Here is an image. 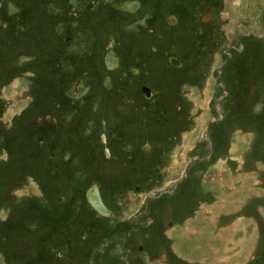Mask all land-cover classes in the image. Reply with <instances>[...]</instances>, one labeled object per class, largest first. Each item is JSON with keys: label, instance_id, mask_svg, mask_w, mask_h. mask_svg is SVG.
Returning a JSON list of instances; mask_svg holds the SVG:
<instances>
[{"label": "rangeland", "instance_id": "obj_1", "mask_svg": "<svg viewBox=\"0 0 264 264\" xmlns=\"http://www.w3.org/2000/svg\"><path fill=\"white\" fill-rule=\"evenodd\" d=\"M189 219L212 234L173 250ZM205 239L264 264V0H0V264H208Z\"/></svg>", "mask_w": 264, "mask_h": 264}, {"label": "crops", "instance_id": "obj_2", "mask_svg": "<svg viewBox=\"0 0 264 264\" xmlns=\"http://www.w3.org/2000/svg\"><path fill=\"white\" fill-rule=\"evenodd\" d=\"M250 196V195H249ZM247 197V193L245 192H240V194H236L235 198L237 201H241L243 198ZM214 208L216 209H228L230 208L227 204L225 203H222L221 205H216ZM191 221V222H190ZM213 219H207V221L205 222V224L208 222L210 225H213L212 223ZM204 224V223H203ZM203 224L201 223V221L199 222H194L192 219H189V221H185L184 223H182L179 228H176L173 233H172V240H171V247L173 250H175L177 248V246L174 244L176 242V244L178 245L179 248H181L182 250L185 249V247H187V245L185 243L182 244V246H180V244L182 243V237H186L188 236V238L186 237L187 240L191 239V240H195L194 238H197L196 240V244L199 245V241H198V238L199 236L197 235H200L198 234L199 232H201V227L203 229ZM184 225V226H183ZM173 226V225H172ZM183 227V228H182ZM172 231V230H171ZM256 230H253V232H255ZM210 230L209 231H206V229H203V234L201 236H205L206 234H209ZM211 233V232H210ZM212 234V233H211ZM168 235L170 236V233H168ZM190 237V238H189ZM176 241H175V240ZM214 239H216V236H214ZM212 239H205L203 241L204 243V248H201V249H198L197 247H193L194 250L198 251V258L200 257V254H203L202 256V259H201V262L203 263L205 260H208V264H216V263H222V258H218V256L215 255L214 253V245L212 244L213 242L210 241ZM175 241V242H174ZM207 241H210L207 242ZM186 242V241H185ZM241 243V241H240ZM194 244V243H193ZM226 249V248H225ZM204 257V258H203ZM208 258V259H207ZM227 259V258H226ZM216 260L218 262H216ZM198 264H200L199 261H197ZM194 263V262H193ZM196 263V262H195ZM194 263V264H195Z\"/></svg>", "mask_w": 264, "mask_h": 264}, {"label": "bare ground", "instance_id": "obj_3", "mask_svg": "<svg viewBox=\"0 0 264 264\" xmlns=\"http://www.w3.org/2000/svg\"><path fill=\"white\" fill-rule=\"evenodd\" d=\"M174 58V59H173ZM177 58L173 57V56H170L169 57V61L171 63V65H173L174 67H179V65H181V61L180 62H177L176 60ZM147 148V147H145ZM96 188L95 187H92L91 190L88 191V194H87V198H88V201L91 205V207L99 212V214H106L104 213L105 211V206L104 204L101 202L99 196L97 195V192H96Z\"/></svg>", "mask_w": 264, "mask_h": 264}, {"label": "flooded vegetation", "instance_id": "obj_4", "mask_svg": "<svg viewBox=\"0 0 264 264\" xmlns=\"http://www.w3.org/2000/svg\"><path fill=\"white\" fill-rule=\"evenodd\" d=\"M102 137H103V136H102ZM102 142L107 144V137H106V136H105V138H102ZM108 142H109V140H108ZM108 154L110 155V152H109V151H108ZM108 154H107V155H108Z\"/></svg>", "mask_w": 264, "mask_h": 264}, {"label": "water", "instance_id": "obj_5", "mask_svg": "<svg viewBox=\"0 0 264 264\" xmlns=\"http://www.w3.org/2000/svg\"><path fill=\"white\" fill-rule=\"evenodd\" d=\"M173 59H174V58H173ZM176 60H177V62H180L179 59H176Z\"/></svg>", "mask_w": 264, "mask_h": 264}]
</instances>
